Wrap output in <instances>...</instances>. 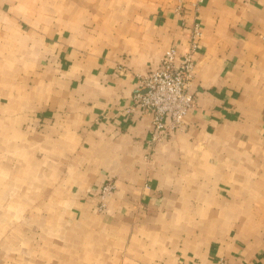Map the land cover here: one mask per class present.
Returning <instances> with one entry per match:
<instances>
[{"label": "crops", "instance_id": "1", "mask_svg": "<svg viewBox=\"0 0 264 264\" xmlns=\"http://www.w3.org/2000/svg\"><path fill=\"white\" fill-rule=\"evenodd\" d=\"M196 26L151 144L140 75ZM0 264H264V0H0Z\"/></svg>", "mask_w": 264, "mask_h": 264}, {"label": "built area", "instance_id": "2", "mask_svg": "<svg viewBox=\"0 0 264 264\" xmlns=\"http://www.w3.org/2000/svg\"><path fill=\"white\" fill-rule=\"evenodd\" d=\"M201 35L200 28L196 26L186 52L181 53L176 47H170L158 67L140 75L131 107L151 115V144L158 143L175 131L183 129L188 111L196 105L195 94L190 85ZM115 187L113 181H107L102 186L100 208L106 205V197Z\"/></svg>", "mask_w": 264, "mask_h": 264}]
</instances>
